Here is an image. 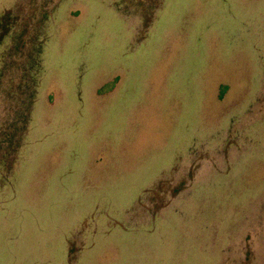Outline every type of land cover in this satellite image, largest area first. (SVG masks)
<instances>
[{
	"label": "rangeland",
	"instance_id": "1",
	"mask_svg": "<svg viewBox=\"0 0 264 264\" xmlns=\"http://www.w3.org/2000/svg\"><path fill=\"white\" fill-rule=\"evenodd\" d=\"M0 264H264V0H0Z\"/></svg>",
	"mask_w": 264,
	"mask_h": 264
}]
</instances>
